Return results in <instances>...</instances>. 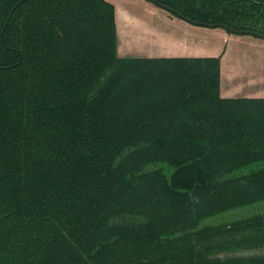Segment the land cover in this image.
<instances>
[{"label": "trees", "instance_id": "trees-1", "mask_svg": "<svg viewBox=\"0 0 264 264\" xmlns=\"http://www.w3.org/2000/svg\"><path fill=\"white\" fill-rule=\"evenodd\" d=\"M153 3L264 34V0ZM117 46L108 0H0V264H264V97Z\"/></svg>", "mask_w": 264, "mask_h": 264}, {"label": "crops", "instance_id": "crops-1", "mask_svg": "<svg viewBox=\"0 0 264 264\" xmlns=\"http://www.w3.org/2000/svg\"><path fill=\"white\" fill-rule=\"evenodd\" d=\"M162 9L157 21H148L141 27L134 26V20L131 24L128 18L129 24L127 22V28L121 29L123 34L120 37L118 31L117 51H119L121 41L124 43L128 41L131 44L128 47H135L131 43L133 39L132 42H135L138 47L131 48L134 49L132 54L120 56L206 57L219 55V93L222 97H264V55L262 53L256 56L246 54L241 57L231 55L229 49L231 43L228 45V42L242 37H252L247 38L249 41H255L257 37L253 38L251 34L231 33L224 28L195 24L181 17L170 15L168 11ZM261 41L263 42L257 43L264 49V39Z\"/></svg>", "mask_w": 264, "mask_h": 264}, {"label": "rangeland", "instance_id": "rangeland-1", "mask_svg": "<svg viewBox=\"0 0 264 264\" xmlns=\"http://www.w3.org/2000/svg\"><path fill=\"white\" fill-rule=\"evenodd\" d=\"M108 1H110L114 5L116 32L118 34V31H119V37L123 34L121 29L127 28L129 24L128 18L130 19L131 24H132V20H134V23H135L134 26L141 27V25L147 23L148 21L149 22L157 21L159 17V13L163 11V9L160 6L156 5L155 3L149 0H108ZM134 26H131V27L133 28ZM219 28H223V27H219ZM242 35H245V34H242ZM251 36H253V38L257 37L255 41H249L247 39V38H252V37H242L238 40H232L228 42V45L231 43L230 48H229L231 51L230 52L231 55L233 54V55L240 56V57L246 56V54L247 55L251 54V55L256 56L262 53L264 55V49L260 47V45L257 43V42H263L261 41L263 39L253 34H251ZM132 41H131L132 45H135V47H138L136 46L135 42H132ZM129 45L131 44H129L128 41L127 43H124L121 41V44L119 46V51H118L119 55L132 54L135 47H128ZM224 45H223V48L225 47ZM131 48H134V49L132 50ZM258 251L260 252L263 250H258Z\"/></svg>", "mask_w": 264, "mask_h": 264}, {"label": "water", "instance_id": "water-1", "mask_svg": "<svg viewBox=\"0 0 264 264\" xmlns=\"http://www.w3.org/2000/svg\"><path fill=\"white\" fill-rule=\"evenodd\" d=\"M149 1L154 2V0H149ZM161 6H162L163 8H168L167 6H164V5H161ZM190 22H192V21H190ZM230 29L233 30V31H235V30L232 29V28H230ZM243 32H244V33H247V34L257 35V36H259V37H261V38L264 39V34L259 33V32H257V31H253V30H243Z\"/></svg>", "mask_w": 264, "mask_h": 264}]
</instances>
